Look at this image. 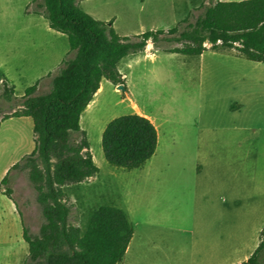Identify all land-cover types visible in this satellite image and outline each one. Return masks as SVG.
Returning a JSON list of instances; mask_svg holds the SVG:
<instances>
[{"label": "rangeland", "instance_id": "obj_1", "mask_svg": "<svg viewBox=\"0 0 264 264\" xmlns=\"http://www.w3.org/2000/svg\"><path fill=\"white\" fill-rule=\"evenodd\" d=\"M201 1L93 0L82 7L98 20H114V27L122 36L134 37L150 30L172 29L185 19L195 22L204 12L198 6ZM31 2L0 0V85L7 81L15 86L19 98L33 86L36 77L45 73L51 75L38 80L39 92L50 91L56 71L71 51L68 37H60L62 34L53 30L47 19L34 14L33 10L37 13L38 8L34 0L32 5ZM176 46L162 44L156 49L164 52ZM206 62L209 66L210 60ZM153 63H156L155 71L140 86L141 102L135 100L129 87L119 90L105 81L106 91L83 115L81 126L88 134L100 173L82 184L64 188V201L71 208L69 223L84 232L94 211L103 206L118 207L135 225V235L122 264H214L209 261L205 243L210 238H220L215 229L218 216L205 212L217 199H210L205 193L210 190L206 187L214 184L197 175L198 162L206 157L202 130L212 88L205 76L207 70L200 58L184 55L161 53ZM126 66L127 59L121 63L120 70L124 71ZM1 94L2 91L0 122L20 110L19 102L8 103ZM134 113L158 119L162 127L154 118L161 139L151 162L142 169L129 170L108 163L103 135L111 121ZM34 148L31 118L1 123L0 264H30L23 228L37 237L45 224L29 169L17 168L11 173L4 188L11 190L12 198L4 193L2 186L8 174L6 169L21 162ZM256 186L264 190V182ZM261 196L250 200L256 208L237 214L229 211L226 215L229 251L237 248L243 252L259 241L264 229Z\"/></svg>", "mask_w": 264, "mask_h": 264}, {"label": "trees", "instance_id": "obj_2", "mask_svg": "<svg viewBox=\"0 0 264 264\" xmlns=\"http://www.w3.org/2000/svg\"><path fill=\"white\" fill-rule=\"evenodd\" d=\"M83 1L34 0L37 13L48 19L52 29L67 35L71 47L72 55L54 76L51 90L40 93L36 84L19 98L15 87L6 82L0 85L1 97L8 103L19 102L20 109L5 116L0 128L10 118L30 117L34 122L35 150L2 181L4 193L12 198L11 190L4 188L11 173L29 169L38 191L45 224L37 237L23 228L30 264H122L125 259L135 235L129 215L118 207L103 206L94 211L82 232L69 223L71 208L64 201V188L100 173L81 118L104 80L126 86L120 71L126 58L145 52L153 43L157 49L162 44L177 45L165 53L194 57L210 49L235 50L247 60L264 63V0L213 2L203 6L195 22L185 19L172 29L134 37L119 34L114 20L94 18L82 8ZM158 145V129L140 114L114 119L103 135L108 163L129 170L144 168ZM240 264H264V229L256 251Z\"/></svg>", "mask_w": 264, "mask_h": 264}, {"label": "crops", "instance_id": "obj_3", "mask_svg": "<svg viewBox=\"0 0 264 264\" xmlns=\"http://www.w3.org/2000/svg\"><path fill=\"white\" fill-rule=\"evenodd\" d=\"M90 1L93 0L83 1L81 6L83 3ZM220 1L243 0H202L198 6L203 8L204 5H211L213 2L217 3ZM30 4H33V0ZM33 12L47 19L43 14L36 13L35 10ZM61 34L62 36L60 37H65L63 36L65 34ZM161 53L180 55L160 52L153 43H149L145 52L126 58L127 66L124 71L120 70L126 84L125 88L129 87L137 102H141L138 98V93L141 91L140 86L152 74L151 71H155L153 66L156 63L153 62L159 58ZM71 55L70 51L67 58L71 57ZM194 57H198L204 62L202 67L207 70L205 76H207L212 87L208 93L209 107L206 114V125L202 130L206 157L203 161L198 162L199 173L197 175L199 179L202 177L207 178L214 184L207 186L206 188H210V190H206L207 192L205 193L208 198L217 199V201L213 204L211 203L212 205L208 207L205 214L218 216L216 219L218 228L217 226L214 228L218 231L220 238H218L219 240L210 238L205 243L206 253L209 261L214 264H240L253 255L260 244V239L243 252L237 248L229 251L226 240L228 229L226 215L229 211L237 214L247 208H256L250 200L261 195V197H264V190H261L260 186H256V184L264 182V63L247 60L236 51H215L210 49L203 55ZM207 60H210L209 66L207 65ZM64 61H62L55 74L60 71ZM50 75L45 73L40 77H36L33 86L36 82L37 84L39 83L38 80H44ZM105 81L107 80L102 82L101 89L84 114L88 113L106 91ZM5 82L8 83L7 81ZM10 86L12 87V85ZM26 90L21 97L25 95ZM140 115L149 118L154 123L158 129L160 143L161 130L155 123V117ZM25 118L30 117L16 119ZM11 119L15 118L8 120ZM156 121L159 122L158 119ZM159 124L161 126L160 122ZM34 141L36 147L35 132ZM218 151L220 154H218ZM152 160L153 158L149 162ZM16 164L8 167L6 172L10 173ZM225 182L229 184L224 185L223 183ZM210 219H207L210 224L214 223Z\"/></svg>", "mask_w": 264, "mask_h": 264}, {"label": "water", "instance_id": "obj_4", "mask_svg": "<svg viewBox=\"0 0 264 264\" xmlns=\"http://www.w3.org/2000/svg\"><path fill=\"white\" fill-rule=\"evenodd\" d=\"M118 89H119V90H125L126 88H125L124 85H119V86H118Z\"/></svg>", "mask_w": 264, "mask_h": 264}]
</instances>
